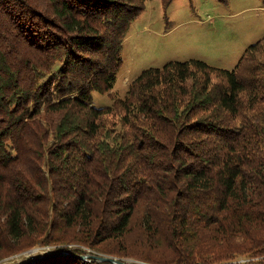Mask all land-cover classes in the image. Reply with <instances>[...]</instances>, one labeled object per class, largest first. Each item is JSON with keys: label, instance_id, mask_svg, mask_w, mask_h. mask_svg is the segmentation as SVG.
<instances>
[{"label": "trees", "instance_id": "obj_1", "mask_svg": "<svg viewBox=\"0 0 264 264\" xmlns=\"http://www.w3.org/2000/svg\"><path fill=\"white\" fill-rule=\"evenodd\" d=\"M146 1L0 0V259L53 244L33 264H114L78 243L150 264H264V39L232 69L171 60L95 104ZM134 222L136 247L122 239Z\"/></svg>", "mask_w": 264, "mask_h": 264}, {"label": "rangeland", "instance_id": "obj_2", "mask_svg": "<svg viewBox=\"0 0 264 264\" xmlns=\"http://www.w3.org/2000/svg\"><path fill=\"white\" fill-rule=\"evenodd\" d=\"M263 39L264 0H172L166 7L162 0H147L123 42L122 67L112 91L94 93V103L110 104L111 98L125 94L129 82L140 71L171 60L201 59L212 66L232 69L251 43ZM258 48L264 49V44L260 43ZM117 115L110 121L117 119ZM122 239L125 245L134 247L142 243L144 235L138 222H134ZM50 245L36 244L5 256L0 264H12L25 257L32 259L23 264H33L48 256L53 244ZM72 245L82 247L91 255L113 257L124 263L150 264L139 257L102 254L83 244Z\"/></svg>", "mask_w": 264, "mask_h": 264}, {"label": "water", "instance_id": "obj_3", "mask_svg": "<svg viewBox=\"0 0 264 264\" xmlns=\"http://www.w3.org/2000/svg\"><path fill=\"white\" fill-rule=\"evenodd\" d=\"M57 254H63L62 251L58 252ZM81 258L83 259H88V258H94L97 259L99 261L105 260V261H110L114 264H125L123 261H120L116 258L113 257H106V256H102V255H91V254H86V255H80Z\"/></svg>", "mask_w": 264, "mask_h": 264}]
</instances>
